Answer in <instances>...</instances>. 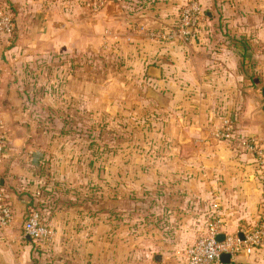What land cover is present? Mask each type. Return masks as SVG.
<instances>
[{"label":"crops","instance_id":"1","mask_svg":"<svg viewBox=\"0 0 264 264\" xmlns=\"http://www.w3.org/2000/svg\"><path fill=\"white\" fill-rule=\"evenodd\" d=\"M17 1L0 0V6L16 8L17 16L14 34L0 36V132L7 137L0 179L14 210L12 226L0 232V264H29L34 255L23 227L31 205L26 185L38 157L26 143V115L13 95L29 60L44 52L82 58L94 48L103 57L110 50L112 68L128 75L121 85L130 89L128 101L145 103L147 117L160 121L153 133L159 136L153 147L160 158L152 163L151 175L131 181L129 216L136 222L130 227L144 234L130 238L128 264H187V248L216 219L228 235L258 222L264 170L255 155L216 140L214 133L226 118H235L238 133L255 137L264 151V124L257 111L250 114L247 94L260 84L264 0H199L208 21L186 46L159 42L151 33L172 30L188 0H110L98 13L83 0ZM78 84L81 103H88L87 75ZM95 86L94 98L102 103L106 83L97 80ZM120 200L113 195L115 213ZM118 243L109 245L112 264L118 262ZM105 244L96 242L97 264H108ZM232 261L264 264V247Z\"/></svg>","mask_w":264,"mask_h":264},{"label":"rangeland","instance_id":"2","mask_svg":"<svg viewBox=\"0 0 264 264\" xmlns=\"http://www.w3.org/2000/svg\"><path fill=\"white\" fill-rule=\"evenodd\" d=\"M13 2L18 5L17 0ZM248 47L251 50L252 45ZM263 51L260 39V85L264 87ZM41 55L29 60L13 95L26 115L22 122L29 135L26 143L36 150L39 165L26 185L30 192L24 191L54 234L50 241L32 242L29 264H97V240L109 249L105 262L112 264L109 245L120 242L114 264H128L130 238L144 234V229L135 232L130 227L136 222L129 216L135 187L131 181L151 175L152 163L160 158L153 147L160 121L154 124L155 117H147L145 103L128 101L130 89L121 86L128 75L112 68L115 57L110 50L106 57L98 48L82 58ZM86 75L90 94L88 103H81L78 83ZM97 80L106 83L102 103L94 98ZM247 94L250 114L258 112L264 105L261 88L249 89ZM114 194L121 196L120 213L112 210Z\"/></svg>","mask_w":264,"mask_h":264},{"label":"built area","instance_id":"3","mask_svg":"<svg viewBox=\"0 0 264 264\" xmlns=\"http://www.w3.org/2000/svg\"><path fill=\"white\" fill-rule=\"evenodd\" d=\"M71 1V0H68ZM110 0H83L92 13H98L106 7ZM208 16L199 0H188L181 10L180 16L172 30L152 32L153 39L164 43H182L185 46L195 40L205 27ZM16 29V21L11 9L6 4L0 6V35L12 36ZM264 71V67L263 70ZM214 138L223 141L238 150L255 155L264 170V151L260 149L255 137L238 133L236 119L226 118L222 126L214 133ZM7 137L0 132V169L6 158ZM262 213L258 222L234 235L222 230L220 219H216L205 235L195 241L185 252L187 264H222L221 256L229 254L231 259L247 250H260L264 247V173L262 176ZM14 222V210L9 196L0 186V232L8 230ZM24 235L34 243L47 242L53 239V231L44 223L40 211L33 207L27 212L24 223ZM225 235L223 242L218 238Z\"/></svg>","mask_w":264,"mask_h":264},{"label":"water","instance_id":"4","mask_svg":"<svg viewBox=\"0 0 264 264\" xmlns=\"http://www.w3.org/2000/svg\"><path fill=\"white\" fill-rule=\"evenodd\" d=\"M263 96H264V90H263ZM258 105H260L258 103ZM257 117L264 124V105L260 107L259 111L257 112ZM6 181L4 179H0V186L2 188L5 187ZM28 240H31L29 237H27ZM225 239V235H221L218 238L219 242H223ZM222 264H239L232 261L231 256L229 254H223L220 258Z\"/></svg>","mask_w":264,"mask_h":264},{"label":"trees","instance_id":"5","mask_svg":"<svg viewBox=\"0 0 264 264\" xmlns=\"http://www.w3.org/2000/svg\"><path fill=\"white\" fill-rule=\"evenodd\" d=\"M11 9V8H10ZM11 12H12V10H11ZM12 14H13V12H12ZM14 16V15H13ZM15 18V17H14ZM261 82V81H260ZM256 87H257V83H256V85H255ZM261 88V93L263 94V90H264V87L262 86V85H260L259 84V86L255 89V90H257L258 91V89H260ZM31 205L29 206V209L28 210H31L33 207H32V203H30Z\"/></svg>","mask_w":264,"mask_h":264}]
</instances>
